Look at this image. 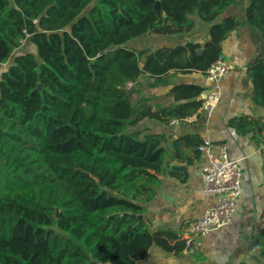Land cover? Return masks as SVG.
<instances>
[{
  "label": "trees",
  "instance_id": "trees-1",
  "mask_svg": "<svg viewBox=\"0 0 264 264\" xmlns=\"http://www.w3.org/2000/svg\"><path fill=\"white\" fill-rule=\"evenodd\" d=\"M234 4L0 0V264H139L152 247L182 254L178 233L151 231L147 218L168 168V138L138 125L182 121L201 106L208 87L170 84L168 77L205 75L224 57L220 44L240 25L222 17ZM245 18L264 41V0H248ZM197 22L208 26L203 45L184 41L152 52L128 46L150 35L188 34ZM23 43L29 50L15 52ZM143 74L148 89L167 91L145 96L136 84L127 87ZM246 74L253 102L264 107V59ZM166 98L174 104L165 107ZM228 125L264 144L261 119L241 116ZM173 145L175 158L191 164L203 140L184 135ZM255 239L250 260L261 264L264 232Z\"/></svg>",
  "mask_w": 264,
  "mask_h": 264
},
{
  "label": "crops",
  "instance_id": "crops-1",
  "mask_svg": "<svg viewBox=\"0 0 264 264\" xmlns=\"http://www.w3.org/2000/svg\"><path fill=\"white\" fill-rule=\"evenodd\" d=\"M248 0H235L223 16H231L239 26L221 42L222 54L230 65V71L221 83L220 102L211 116L200 107L190 115L192 121L173 120L162 123L157 120H143L138 128H148L151 133L163 134L168 139L164 143L168 168L160 177L154 199L148 205L147 218L151 231L172 230L182 238L186 227L197 218L212 198L201 192L204 181L203 168L207 160L201 153L191 164L175 158L173 142L184 135H198L209 142L210 152L215 155L217 146L226 148L228 157L241 168V194L236 203L232 223L220 230L192 241L194 252L174 256L152 247L146 260L139 264H240L248 262L258 253L256 237L264 232V144L255 146L250 134H238L228 123L241 116L264 121V107L252 100V86L246 69L255 61L264 59V41L257 29L249 26L245 18ZM208 40V26L197 22L192 32L173 37L146 36L134 40L139 43L136 50L150 52L160 47H174L184 41L203 45ZM170 84H197L208 87L205 75L169 74ZM149 75L143 74L135 86L145 96H160L167 87L148 89ZM202 93L200 95L203 100ZM174 104L171 98L164 100V106ZM188 116V117H190ZM171 145V149L167 148ZM179 150L191 155L193 150L180 144ZM173 166L184 167L183 171H171ZM195 253V255H194ZM201 258V259H200ZM249 263V262H248Z\"/></svg>",
  "mask_w": 264,
  "mask_h": 264
},
{
  "label": "built area",
  "instance_id": "built-area-1",
  "mask_svg": "<svg viewBox=\"0 0 264 264\" xmlns=\"http://www.w3.org/2000/svg\"><path fill=\"white\" fill-rule=\"evenodd\" d=\"M5 68L3 71L6 70ZM229 71V63L224 57L219 56L205 73L208 90L203 95L200 109L207 116H211L220 102L221 83ZM193 118V116L186 117L182 121L189 122ZM199 149L207 160L203 168L204 181L201 192L213 201L186 227L181 238L185 242L183 254L194 252L192 247L194 238L205 236L232 223L236 203L241 194V168L228 157L226 148L222 145L217 146V152L213 155L209 149V142L203 141Z\"/></svg>",
  "mask_w": 264,
  "mask_h": 264
},
{
  "label": "water",
  "instance_id": "water-1",
  "mask_svg": "<svg viewBox=\"0 0 264 264\" xmlns=\"http://www.w3.org/2000/svg\"><path fill=\"white\" fill-rule=\"evenodd\" d=\"M153 10H154V12H155V14H156L157 17H162V12H161V8H160L159 1H156L155 2L154 6H153ZM113 48H114V46L113 45H110L105 51L111 50ZM197 52L198 53H201L202 52V49L198 50ZM167 148L170 150L171 149V145L170 144H167ZM183 170H184V167L173 166L171 168V171H175V172L176 171H183ZM106 193H107L108 196H111L112 195V193L109 192V191H106Z\"/></svg>",
  "mask_w": 264,
  "mask_h": 264
},
{
  "label": "rangeland",
  "instance_id": "rangeland-1",
  "mask_svg": "<svg viewBox=\"0 0 264 264\" xmlns=\"http://www.w3.org/2000/svg\"><path fill=\"white\" fill-rule=\"evenodd\" d=\"M138 45H139V43H135L134 41H131V42L128 43V46L131 47V48H137V47H139ZM22 49L29 50V46H27L25 43H23L22 47L19 48L18 50H16L15 52L21 51ZM4 67H6V66L0 65V71L1 72L3 71V68ZM134 85H135L134 83H128V86L127 87L128 88H131ZM248 262H249V264H259V260L258 261L257 260H249ZM260 263L261 264H264L263 261H260Z\"/></svg>",
  "mask_w": 264,
  "mask_h": 264
}]
</instances>
